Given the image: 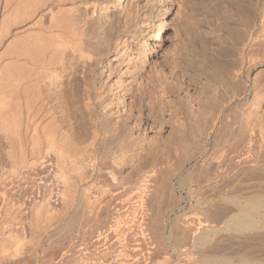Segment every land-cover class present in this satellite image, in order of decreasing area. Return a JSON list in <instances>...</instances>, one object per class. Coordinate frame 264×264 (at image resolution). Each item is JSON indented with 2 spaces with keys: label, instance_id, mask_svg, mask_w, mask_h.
I'll use <instances>...</instances> for the list:
<instances>
[{
  "label": "bare ground",
  "instance_id": "obj_1",
  "mask_svg": "<svg viewBox=\"0 0 264 264\" xmlns=\"http://www.w3.org/2000/svg\"><path fill=\"white\" fill-rule=\"evenodd\" d=\"M208 6L0 0V188L15 194L17 223L43 225L44 233L51 221L66 236L93 221L108 224L93 241L83 233L77 247L63 236L61 256L102 247L114 252L110 264H140L155 248L143 237L147 221L159 223L161 235L171 222L170 233L175 225L196 244L224 222L254 232L255 252L264 254V0ZM170 34L175 41L165 50ZM226 177L228 187L261 190L226 196L235 211L208 194ZM186 198L197 211L185 220L196 226L160 212L185 209ZM4 206L0 199V213ZM132 233H140L134 244ZM16 253L0 261L23 255ZM89 260L80 264L101 258Z\"/></svg>",
  "mask_w": 264,
  "mask_h": 264
},
{
  "label": "rangeland",
  "instance_id": "obj_2",
  "mask_svg": "<svg viewBox=\"0 0 264 264\" xmlns=\"http://www.w3.org/2000/svg\"><path fill=\"white\" fill-rule=\"evenodd\" d=\"M200 1L205 2L207 5H209L208 6V9H209V7L211 5L216 4L219 0H200ZM191 3L192 2H186V6H187V9H188L189 12H190V9H191ZM212 8L213 7H211L210 10ZM200 11H203V10H200ZM166 40L167 41H166V43L164 45L165 50L171 49L172 48V44L175 41L173 36H172V34H170V37L167 38ZM260 68L264 70V67H260ZM256 72L257 71L255 70L253 74H255ZM260 76L259 77L261 79V82L264 83V71L261 72ZM259 126H260V124H259ZM167 140H168V133L164 134V136L162 137V142L163 141L164 142H168ZM166 162H168V161H166ZM194 165H196V163H195V161H192L189 164V167H193ZM167 166H169V163L167 164ZM225 179H226V181H225ZM213 181H214L213 183H215V182L218 183L217 181H220V179H216V180H213ZM225 182L226 183H233L232 178L226 177V178L222 179L221 183L219 182V184L222 185V186L218 185L217 187L211 188L208 191V194H210L211 198H213L212 202L221 203V205L230 204L231 206H229V205L228 206L232 207L235 204H233L231 202L228 203L226 201V198H225L226 196L231 195V196H238L240 198H244V197H247V196L255 195V193H257L256 192L257 190L258 191L261 190L260 188L259 189L256 188L257 190L255 188H251V189H249V188L244 189L243 188L242 190L241 189L239 190V188H240L239 185H241V183L238 185L239 188L237 190L236 188H233L231 186L228 187L225 184ZM242 184L245 185V184H248V183L244 184L242 182ZM3 185H4V183L1 185L2 188H0V199L3 202V205L5 204L7 206H4L5 208H2L3 210H1V212H4L6 210L10 214V217L7 218L8 214H6L7 213L6 211H5L6 213L5 212L4 213H0V257L3 254H7V255L11 256L12 255V254H10L11 252H14V253L17 252L19 255H22L23 254L22 251H24V250L28 251L30 249L28 251L29 252L28 254H31L32 251H33L34 254H31V256H32V258L35 257V260L31 259V256L27 255V252L24 251V254L22 255L23 258L20 257V256L18 257V255H17L18 258L15 257L17 259H14L16 262H14V260H9L10 262H7L8 260H5L6 262H4V260L2 259L3 263L0 261L2 264H6V263L7 264H43V263L44 264H50V263L54 264V262H55V264H58V263H60V264H76L77 261H78L77 264H80V262L83 263L85 261H88L90 258H91L90 260L93 261V260L96 259L95 257H97L98 255L100 257L98 256L96 260H100V258H101V260L98 261V262H96V260H95L94 262L99 263V264L101 262L105 263V264H108V262L111 261V262H109V264L112 263V259L113 258H111V257L113 256L114 252H112V251H110V249H108V251H109L108 253H110V254L113 253L112 256L110 254L108 255V253L106 251L107 248H104L103 249L104 252H102V247H101V251H100V249H97L96 247H95V249L93 247L92 248L90 247L91 249L87 248L86 250H84L85 252L83 251L85 254L84 253L81 254L82 251L78 250L77 253H73L72 255L66 253V254H64V256H61V252L62 253L64 252V250L61 249V248H64V247H61V246H63L64 244L66 246L67 241L69 242L71 240L70 238H72V243L76 247L81 242H83L81 240V238L83 237V233H85L84 234L85 235L84 236V239H85L84 242L85 241L86 242L87 241H93L95 239L94 235H96V232L97 231H102L103 229H105V227L108 226V224L106 225L105 221L97 220V221L90 222L89 223L90 225L88 224L87 227L86 226H84L85 228L82 227V229L84 228L83 229L84 232H82L81 228H80L81 231H79L80 229H76L78 232L75 231L73 233L74 234L73 236H70V235L66 236V234H68L67 231L64 232L65 234L64 233L61 234V235L60 234H56L57 233V228H56L57 224L56 223L53 224L54 221H51L52 222L51 223L52 226L50 225V227H49L47 225L48 227H46V229L48 228V230H45L46 232L44 233L43 229H44L45 226L42 227L43 225H39L40 227H42L40 229L39 226H37V225H35L36 227L34 226V224H35L34 222L32 223L31 221L28 222V220H26L28 224H30V222H31V227L32 228L30 229V227H29L30 225L27 226V223H25L26 221H23V223L21 222V224L17 223V222H19V220H17V217L14 216V213L17 214V212H15V208H16L15 207L16 204L14 203L15 200H13L14 199L13 195H15V194H13L14 192L12 190L11 191L13 193H11V191H9V190L5 191ZM221 187H224V188L221 189ZM2 191H5V193L7 195H5L4 192H2ZM261 191H264V189L261 190ZM9 192H10L11 195L12 194L13 195L10 196ZM1 193H3V194H1ZM1 196H3V197L6 196V197L3 200V198ZM9 201H11L14 205L12 206L11 202L9 203ZM5 202H7V203H5ZM10 204H11V206H10ZM184 205L186 206L185 209L180 210V211L176 210L173 213H171V209L170 208H167L166 206H163V207H161L160 212L163 213V216H166L167 218L169 217V220L173 221L176 225L180 224V225H182V227L196 226L195 223L191 224L192 222L185 220L184 215H189L190 213H194L195 211H197V209H191L189 207V199L188 198H186V201L184 202ZM8 206H10L11 208L9 209ZM235 207L233 209H235ZM11 211H12V213H11ZM64 211H65V209H64ZM235 211H237V210L235 209ZM58 212H61V209ZM27 213H29V212H27ZM98 213H101V212H98ZM28 215H30V214H28ZM17 216L19 217L18 214H17ZM1 218H6V219H2L3 220L2 221ZM6 221H7V223H5ZM188 222H190V223H188ZM14 223H15V225H14ZM93 223H94V225H92ZM23 224H25L24 227H23ZM95 224H97V226H95ZM144 224L145 225L148 224V225L145 226ZM144 224L143 225L147 228V229H145V228L143 229L146 232V234L144 235L143 230H141L142 231L141 234L143 233L144 236L143 235L142 236L144 238H146V240L147 239L148 240L151 239V240H149V243L151 244L153 242L152 244L154 246L152 247V244L151 245L149 244V246L151 248L155 247L156 249L155 248L154 249H155L156 253L154 252V249H152V251L155 253L154 254L152 252L151 255L149 254V256H151L150 259L152 260V262L150 261V259L148 260V257H149L148 256L147 259H146L147 261H145V259H143V260L141 259L140 264H148L149 261H150L149 264H151V263H154V264H157V263L158 264H160V263L161 264H243L246 261L253 262L254 264H261V262L258 261V257L259 258H261L260 256L264 257L263 252H261V251H257L259 253L255 252L256 251V247H257V245H256L257 241H254L255 239H252L253 236H251L254 232L229 230L228 226H226L224 222H221V224H218L216 226L219 230H217V233L215 235H212L213 237L212 236L209 237L211 239L208 238L209 241L208 242L206 241V244H203V243H200V242L196 244V243H194V241H192L191 238H189L190 236H181V235H179L178 231L175 229V225L172 228V233H170L171 222H168V221H167V227L165 229L164 235H161V234H163V231H162L161 227L159 229V226H158L159 223H158L156 228L152 227L150 225V222H148V221L145 222ZM1 227H2V229H1ZM16 227H18V228H16ZM37 227H39V229H38L39 231L36 230V232H38V233L35 232V229H37ZM97 227L98 228L102 227L103 229L102 228L98 229ZM23 228H25V229H23ZM28 228H29V231H28ZM33 228H34V231H33ZM87 228H90V229H87ZM90 230H91V232L95 231V233L91 234V232H89ZM151 230H153V231H151ZM155 230H157L156 233H153ZM76 232H77V234H76ZM158 232H159V234H158ZM31 233H34V234L31 235ZM134 233H137V232H134ZM235 233L238 234V235H236ZM33 235H35V236H33ZM131 235L132 236L134 235V237H133L134 239L132 238V240H133L132 243L134 244V242H135L134 240L140 237V233H138L136 236L133 233ZM167 235H169V236H167ZM63 236L64 237L66 236V238H68V239H66L67 241H65V240L62 241L64 239ZM90 236H93V237H90ZM91 238H92V240H91ZM29 239H31V240H29ZM73 240H74V242H73ZM250 240H252V241H250ZM29 241H30V244L32 243L31 245L29 244ZM33 242H34V244H33ZM244 242H246V243H244ZM248 242L251 244V245H249L250 247L248 246V244H249ZM35 243H37V244L39 243V244L37 245ZM242 243L245 246H247V247L245 248V246H242L243 245ZM252 243H253V245H252ZM33 245H36V246L33 247ZM25 247H28V248H25ZM30 247H32V248H30ZM58 249L59 250L61 249V251H59ZM95 250H97V251H95ZM20 252H21V254H20ZM58 254H60V255L58 256ZM79 254H80L79 257L81 259L77 258ZM29 256H30V258H29ZM81 256L83 257V259H82ZM72 257H74V258H72ZM88 257H89V259H88ZM263 257L261 258V260H264ZM68 258H69V261H68ZM75 258H76V261H75ZM79 259H80V261H79ZM17 260H18V262H17ZM19 260H22V261L19 262ZM82 260H83V262H82Z\"/></svg>",
  "mask_w": 264,
  "mask_h": 264
}]
</instances>
